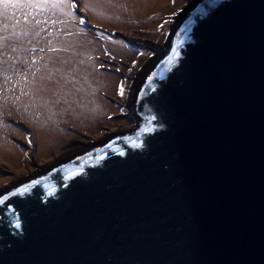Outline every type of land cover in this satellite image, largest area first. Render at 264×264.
I'll return each mask as SVG.
<instances>
[{
	"label": "water",
	"instance_id": "95a60500",
	"mask_svg": "<svg viewBox=\"0 0 264 264\" xmlns=\"http://www.w3.org/2000/svg\"><path fill=\"white\" fill-rule=\"evenodd\" d=\"M182 11L136 131L0 187V264H264V0Z\"/></svg>",
	"mask_w": 264,
	"mask_h": 264
},
{
	"label": "rangeland",
	"instance_id": "374dc122",
	"mask_svg": "<svg viewBox=\"0 0 264 264\" xmlns=\"http://www.w3.org/2000/svg\"><path fill=\"white\" fill-rule=\"evenodd\" d=\"M190 1L67 0L53 8L36 0L35 8H9L11 19L0 15V185L137 130L134 85ZM48 41L66 51L48 52ZM54 55L67 63L53 64Z\"/></svg>",
	"mask_w": 264,
	"mask_h": 264
},
{
	"label": "snow or ice",
	"instance_id": "6c2138e0",
	"mask_svg": "<svg viewBox=\"0 0 264 264\" xmlns=\"http://www.w3.org/2000/svg\"><path fill=\"white\" fill-rule=\"evenodd\" d=\"M45 3L48 2V0H44ZM67 2V0H52L51 2V7L56 8V7H60L62 4H65ZM40 6L36 0H0V8H2V11H0V15H3L5 20L11 19L12 17H9L6 15L7 11L9 8L12 9H23V8H35ZM72 8L75 9L76 8V4L73 3L72 4ZM67 15L72 16L73 19H75V13L74 12H68ZM26 19V17H25ZM81 24H83L85 21L83 19H80L79 21ZM36 23H40L39 21H37ZM5 27H7V25H5ZM37 36H39V33H36ZM7 39V37L5 38ZM48 44L50 45L47 49L48 52L53 53V54H58L61 51H66V49H61L58 48L54 45L53 41H48ZM40 51H44V49H41ZM173 52H176V49L173 48ZM49 59L51 60V62L53 64L56 63H67V61L63 60L61 57H59V55H54L49 57ZM35 63V62H34ZM55 71H60V69H55ZM52 78V74L50 73L48 77H46V79H51ZM151 79V77L149 78ZM123 93V89H121V94ZM148 129H142L141 131H146ZM128 139V138H125ZM135 147H139L138 144H134ZM122 154V153H121ZM39 183V181H33V184ZM29 185H25L23 189H16V191L14 192H10L8 195L9 196H14L17 194V192H23V191H27L28 190ZM8 199V196H4L3 198H0V204H3L5 200ZM17 227H19V224L16 225Z\"/></svg>",
	"mask_w": 264,
	"mask_h": 264
},
{
	"label": "bare ground",
	"instance_id": "6f19581e",
	"mask_svg": "<svg viewBox=\"0 0 264 264\" xmlns=\"http://www.w3.org/2000/svg\"><path fill=\"white\" fill-rule=\"evenodd\" d=\"M182 17H183L182 14L177 15V19H176L177 22H178V21L180 22V20L182 19ZM176 24H177V23H176ZM176 24H175V26H176ZM178 25H179V23H178ZM178 25H177V26H178ZM174 30H175V28H174ZM139 79H140V78H139ZM137 82H138V80H137ZM137 85H138V83H137L136 85H134V87H137ZM135 89H136V88H135ZM135 89L133 88L132 93H131V100H132V98H133V101H135V97H134V96H136V95L134 94V93L136 92ZM133 95H134V96H133ZM131 100H130V101H131ZM137 119H138V117H137ZM136 122H137V124L140 125V121H139V119H138ZM135 131H136V130H135ZM129 132H131V131H129ZM122 133H123V132H122ZM124 133H125V132H124ZM106 141H107V140H106ZM79 147H81V148H85V145H83V146H82V145H81V146L79 145L78 148H79ZM81 148H79V149H81ZM74 150H76V147H75V148H72L71 150H69V151L67 152V154L70 153V152H72V151H74ZM59 159H60V158H58L57 161H58Z\"/></svg>",
	"mask_w": 264,
	"mask_h": 264
},
{
	"label": "flooded vegetation",
	"instance_id": "af4514ba",
	"mask_svg": "<svg viewBox=\"0 0 264 264\" xmlns=\"http://www.w3.org/2000/svg\"><path fill=\"white\" fill-rule=\"evenodd\" d=\"M0 187H1V185H0Z\"/></svg>",
	"mask_w": 264,
	"mask_h": 264
}]
</instances>
